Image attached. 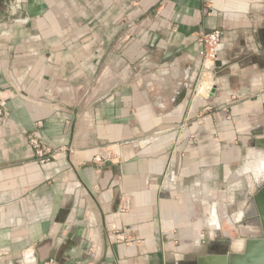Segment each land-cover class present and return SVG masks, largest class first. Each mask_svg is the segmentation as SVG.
<instances>
[{
  "label": "crops",
  "instance_id": "obj_1",
  "mask_svg": "<svg viewBox=\"0 0 264 264\" xmlns=\"http://www.w3.org/2000/svg\"><path fill=\"white\" fill-rule=\"evenodd\" d=\"M16 1L0 0V264H219L231 228L217 203L243 233L259 217L264 0ZM214 28L216 91L196 98ZM36 128L58 150L47 164ZM107 145L116 156L96 162Z\"/></svg>",
  "mask_w": 264,
  "mask_h": 264
},
{
  "label": "water",
  "instance_id": "obj_2",
  "mask_svg": "<svg viewBox=\"0 0 264 264\" xmlns=\"http://www.w3.org/2000/svg\"><path fill=\"white\" fill-rule=\"evenodd\" d=\"M188 80L189 77H186L185 81L182 83V87L178 92V98L176 99L177 103H180L185 99L189 85ZM215 91L216 87L212 89L211 95H213ZM262 146H264V144H262ZM256 200L259 210V217L255 216L257 213L254 210L251 213V216L238 221V223H241L245 226H251L252 229L250 233H243L239 229V224L237 225V221H235L234 218H232V216L227 212L228 209L226 203L221 201L217 203V209L219 211L220 218H225L231 228L230 232H226L225 235L221 236V239H218V244H221L222 247H218L216 249L217 255L212 256V259L217 261L219 264H264V186L260 188V192L256 196ZM256 224L260 226V231L258 234L254 233ZM58 226L59 224L57 222L49 234L48 240H52L58 229ZM232 231L234 233L237 232V235H234ZM233 237H236L241 242L240 247L237 249L233 246L235 241L233 240ZM35 257L36 253H31L27 259L34 260Z\"/></svg>",
  "mask_w": 264,
  "mask_h": 264
},
{
  "label": "built area",
  "instance_id": "obj_3",
  "mask_svg": "<svg viewBox=\"0 0 264 264\" xmlns=\"http://www.w3.org/2000/svg\"><path fill=\"white\" fill-rule=\"evenodd\" d=\"M12 8L14 10L21 9L22 8L21 2L14 0ZM222 36H223L222 29L214 28L211 31L201 34V36L198 39L199 46H200L199 54L203 57L204 73L202 74V77L199 79V81L196 83L194 87L193 96L196 98L210 97L211 95V92L214 86L211 69L213 65L215 64V61L217 60V57H218L217 47L221 43ZM206 75L208 78H210V81H211L210 87L207 88L208 92H206L205 94H198L199 85L201 84V82L203 81V78ZM212 109L213 107L209 105L206 106L205 108L206 112H209ZM224 109L228 110L227 107H225ZM10 116H11V108L9 106V99L7 96L3 94L2 91H0V124L5 122ZM37 125L38 127H41L43 123L41 121H38ZM188 125L189 124H183L180 128L182 130H186ZM27 141H28V144L34 150L37 160L41 164H47L55 159V156L57 155L58 150L53 149L44 140L40 132V129L36 128L30 131L27 134ZM115 156H116V153L113 151L110 145L101 146L98 148V152L94 156V160L98 163H104L105 161L111 160ZM171 167H173V161L172 163H170L169 171L171 170ZM54 263H55L54 258H49L45 260L42 264H54Z\"/></svg>",
  "mask_w": 264,
  "mask_h": 264
},
{
  "label": "rangeland",
  "instance_id": "obj_4",
  "mask_svg": "<svg viewBox=\"0 0 264 264\" xmlns=\"http://www.w3.org/2000/svg\"><path fill=\"white\" fill-rule=\"evenodd\" d=\"M229 110V109H228ZM190 129V125L187 126L186 130H184L185 132L189 131ZM192 138L194 137V135L191 136ZM250 164V163H249Z\"/></svg>",
  "mask_w": 264,
  "mask_h": 264
},
{
  "label": "bare ground",
  "instance_id": "obj_5",
  "mask_svg": "<svg viewBox=\"0 0 264 264\" xmlns=\"http://www.w3.org/2000/svg\"><path fill=\"white\" fill-rule=\"evenodd\" d=\"M264 170V169H263ZM262 172H264V171H262ZM261 174H263V173H261ZM264 185V184H263ZM253 207V203L251 204V206H250V208H252ZM249 208V209H250ZM243 226V225H242ZM247 227V226H246ZM238 244H239V242H238ZM236 248V247H235ZM239 248V247H238Z\"/></svg>",
  "mask_w": 264,
  "mask_h": 264
}]
</instances>
